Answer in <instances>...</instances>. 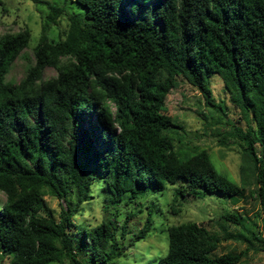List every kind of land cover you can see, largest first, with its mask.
Segmentation results:
<instances>
[{"label":"trees","instance_id":"obj_1","mask_svg":"<svg viewBox=\"0 0 264 264\" xmlns=\"http://www.w3.org/2000/svg\"><path fill=\"white\" fill-rule=\"evenodd\" d=\"M32 1L47 12L16 83L5 76L30 30L0 34V264H114L132 215L119 224L120 203L141 205L167 185L174 200L239 192L206 150L175 148L182 127L163 107L178 76L223 113L209 85L211 75L221 78L245 122L233 132L252 165L264 223V0H71L81 13ZM61 15L67 27L52 41L48 30ZM46 68L55 75L44 78ZM95 188L105 214L79 226L74 218ZM44 196L64 202L57 219L41 212ZM221 216L238 222L232 212ZM152 219L149 212L133 242ZM167 234L157 264L240 260L213 255L220 238L195 221L171 224Z\"/></svg>","mask_w":264,"mask_h":264},{"label":"rangeland","instance_id":"obj_2","mask_svg":"<svg viewBox=\"0 0 264 264\" xmlns=\"http://www.w3.org/2000/svg\"><path fill=\"white\" fill-rule=\"evenodd\" d=\"M47 1L68 12L81 13V9L85 10L71 0ZM46 12L45 5L32 0H0V34L16 32L26 27L31 34L28 47L11 65L5 76L6 81L16 83L24 76ZM66 27V16L61 15L57 24L48 30L49 39L57 41ZM53 75V68L45 69L44 78ZM176 80L177 84L170 90L163 107V112L182 127L174 134L175 148L188 153L206 150L216 169L232 178L240 186V190L234 196L212 193L202 198L174 200V187L167 185L160 193L145 196L141 205L120 203L118 223L121 224L127 214L132 215L127 218L128 232L121 239L125 254L116 258L114 264H157L167 251V227L185 221L202 224L220 238L213 255L238 253L240 260L236 264H264V223L257 194L258 184L252 165L233 132L236 127L245 129V122L230 102L219 75H211L209 85L215 102H223V113L207 106L198 89L181 76ZM92 193L97 195L96 199L92 197L83 212L74 218L79 226L93 225L105 214L99 189H93ZM3 199L4 196L0 194V200ZM43 202L44 210L41 212L57 219L60 205L64 206V202L50 196H44ZM226 211L237 215L238 222L232 218L224 219L221 215ZM109 212L113 213L114 209H109ZM149 212L153 217L151 230L143 239L133 242V236L142 227ZM5 262L6 260L2 264Z\"/></svg>","mask_w":264,"mask_h":264}]
</instances>
